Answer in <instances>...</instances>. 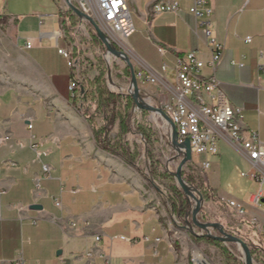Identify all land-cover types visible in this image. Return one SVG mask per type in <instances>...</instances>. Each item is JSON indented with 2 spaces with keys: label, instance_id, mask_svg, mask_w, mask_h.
Instances as JSON below:
<instances>
[{
  "label": "crops",
  "instance_id": "0c3cea01",
  "mask_svg": "<svg viewBox=\"0 0 264 264\" xmlns=\"http://www.w3.org/2000/svg\"><path fill=\"white\" fill-rule=\"evenodd\" d=\"M21 1L0 0V264H14L19 254L23 264H192L200 247L192 238L200 230L172 216L140 172L97 147L81 106L73 104L70 71L57 52L65 48L55 39L60 30L57 1L47 7ZM158 1L127 0L134 32L126 56L134 73L154 80L137 82L141 98L160 109L171 102L177 55L194 53L204 63L201 76L211 75L212 47L203 34L208 29L225 47L215 71L220 89L232 107L243 109L242 126L257 131L264 142V71L257 70L264 64L259 56L264 51V0H209L208 20L189 13L195 0H176L175 15L153 18ZM157 46L168 52L161 56ZM216 146V155L197 158L209 164V188L225 205H242L247 224L264 226V204L251 203L259 189L256 182L247 180L251 193L245 201L221 188L224 155L232 154L249 171L248 162L228 139Z\"/></svg>",
  "mask_w": 264,
  "mask_h": 264
},
{
  "label": "built area",
  "instance_id": "2783aa9c",
  "mask_svg": "<svg viewBox=\"0 0 264 264\" xmlns=\"http://www.w3.org/2000/svg\"><path fill=\"white\" fill-rule=\"evenodd\" d=\"M70 3L82 14L92 19L106 36L108 42L126 56L127 40L134 32L131 11L126 0H70ZM176 11V0H166V2L159 0L153 6L151 12L153 18H156L164 13L175 15ZM189 13L195 20L202 17L208 20L212 16L209 0H195ZM56 19L60 24V30L55 33V39L62 40L65 43V48L58 49L57 52L65 60L66 66L70 71L68 90L73 99L82 100L83 92L80 89L79 73L85 61L80 56L82 44L79 36H83L87 39V42H91V37L87 32V27L90 25L87 21L79 19L69 9L66 0H57ZM92 34L95 37L94 32ZM203 34L208 39V44L212 47L211 60L208 63L211 75L206 78L201 76L204 63L198 60L194 53L177 55L174 58L172 67L176 82V95L169 104L162 107V111L174 125L178 143L188 139L192 158L197 159L206 154L216 155L217 141L228 139L229 143L242 153L250 166V170L241 174V177L259 185L258 191L251 198V203L259 205L260 201L264 199L262 190L264 185V142L260 140L257 131H249L242 126L243 109L232 107L220 89V82L215 76V71L221 63L225 50L224 45L216 43L215 37L210 30L204 29ZM245 43H250V38H246ZM25 47L30 49L32 43L27 41ZM157 51L161 56L168 52L162 46H157ZM259 56L260 59L264 58V51L260 52ZM102 57L106 62L110 61L111 57L122 60L111 56L105 51V48ZM239 66L241 67L242 65ZM257 70L264 71V64L259 63ZM166 71L167 66L163 65L162 72L166 74ZM135 77L137 82H154V80L147 79L141 73H135ZM127 81L128 87L124 89H120L110 82V85L118 93L120 92L119 95L123 100L130 97L132 93L130 79L128 78ZM134 112L140 113L141 111L134 107ZM27 127L31 129L30 124ZM170 135L169 129V142ZM199 167L203 172H206L209 164L203 161L199 163ZM47 170L48 168L44 167V171ZM225 203L229 209L235 212L237 217L246 216L245 208L239 203L234 201H226ZM54 205L57 208L60 207V203L57 200L54 201ZM251 225L257 231V236L263 247L257 255L260 260L258 263L262 264L264 259V226L254 222ZM70 227L75 228V224H70ZM99 240V237L95 238L96 243ZM120 240L124 239L120 238ZM102 258L107 262L105 256ZM191 262L192 264H209L198 253H193ZM14 264H23L20 254L15 258Z\"/></svg>",
  "mask_w": 264,
  "mask_h": 264
},
{
  "label": "rangeland",
  "instance_id": "374dc122",
  "mask_svg": "<svg viewBox=\"0 0 264 264\" xmlns=\"http://www.w3.org/2000/svg\"><path fill=\"white\" fill-rule=\"evenodd\" d=\"M52 1H55L56 3L57 0H52ZM21 2H25L26 4L29 5H41L43 7H47L49 6V3H52L51 0L48 1L22 0ZM87 32L91 37V42H87L86 41L87 39L85 37L79 36V40L82 44V46L80 47L81 48L80 56L85 61L84 66L83 68L80 69V73H79V77H80L79 82L81 86L80 87L81 91L84 93L83 89H90V86L92 85L93 81L95 80L96 77L99 76L101 71L103 72V80L107 90L111 93L119 95L120 92L118 93L117 90H115L114 87L110 85V82H112L113 85H115L120 89H124L128 87L127 80L129 77H127V75L125 74V68L127 67L126 64L122 60L114 59L112 57L110 58V61L106 62L102 57L104 55V48L102 44L97 45L94 42L93 34H92L93 30L90 26L87 27ZM170 83L173 84V79L171 74H170ZM74 101L78 106H81L83 99L79 100L74 98ZM144 102L154 107L157 105L152 100L149 99H144ZM125 104H126V100L121 99L117 105L119 109L122 110ZM131 123H132L131 132L126 134L125 141L127 137L129 138L134 137L135 141H133L130 144L128 142V144L130 146H132V144H135L137 153L139 155L137 158V167L136 168L133 166L131 167H133L142 174V176L147 180L149 185H151L153 189H155L165 200L167 208L170 210L169 201L172 200V195L169 193L170 184L165 179L159 177L151 178L149 176L151 163L145 157L144 141L142 137L136 133L137 126H140L146 128L153 134V139L155 143L153 145L152 154L154 157L153 160L159 163V167L157 171L158 173H162V171H167L173 174L175 173L176 168L179 165L180 158H176V157H174V159L171 158L172 156L171 148L167 144V142H169V128L167 124L158 115H153L148 112H146V114L144 115L142 111L140 113H137L134 112V108L132 110ZM113 130L114 128L110 132L111 138L112 135H115L114 136L115 138L118 133V129H116L117 133H115V131ZM166 150L168 151V153H166ZM191 163L195 168H197L201 172L202 175L205 176V172H203L200 169L199 167L200 162H198L196 158H192ZM164 165L169 167V170H166ZM185 171L186 168L184 167L182 172ZM247 171L248 168L239 164V162L236 161L235 157L232 154H227L226 156L224 155V157L221 159V164H220V182L222 185L221 188L223 193L227 194L228 196L238 201H245L246 196L251 192L247 179L241 177V173L242 172L247 173ZM174 184L176 187H178L175 181ZM262 190L264 192V185L262 186ZM167 199H169V201ZM192 209H193V202H191L189 217L188 219H186V221L190 224H192L191 220H189ZM199 215L201 216L200 220L198 219ZM198 216H197V221L199 223H218L222 226L231 220L233 223L237 224L244 237H250L251 239L253 238L254 241L257 240V235H256L257 231L254 229V226L251 225V223L254 221H250V223H248L249 228L246 226H242L240 222L244 221L245 223H247L245 217H237L235 215V212L229 209L228 207L223 209L218 204L203 201ZM210 234L213 236H219L216 231H210ZM223 245L232 250L233 258L237 260L236 264H244V255L242 250L239 248V246L228 243ZM206 246L208 247V245L200 243V247L198 251H196V253L201 255L209 264H227L228 261L225 260L224 256L219 250H217L216 248H212L210 246H209L210 248H207ZM252 262L253 264H260L258 263L260 262L258 257L252 258ZM229 263L231 264V262ZM262 264H264V259L262 260Z\"/></svg>",
  "mask_w": 264,
  "mask_h": 264
},
{
  "label": "trees",
  "instance_id": "16d2710c",
  "mask_svg": "<svg viewBox=\"0 0 264 264\" xmlns=\"http://www.w3.org/2000/svg\"><path fill=\"white\" fill-rule=\"evenodd\" d=\"M93 40L97 45L101 44L95 37H93ZM125 74L130 78L128 67L125 68ZM83 90V102L81 103L82 115L86 118L92 129L97 147L107 153L120 157L128 165L136 168L137 158L139 156L136 146L135 144L130 146L125 141L126 134L131 132L132 110L135 107L134 101L130 97H127L124 108L122 110L119 109L117 104L122 97L107 90L103 80V72L101 71L99 76L93 81L90 89ZM73 104H75L74 99ZM142 113L145 115L146 111H142ZM114 126L117 127L118 133L115 138H111L110 132ZM136 133L142 137L145 145V157L151 163L149 176L151 178L159 177L169 182V193L172 195V200L169 201L167 199L170 202V213L179 221L185 222L189 217L191 205L188 204L182 191L175 186V179L171 173L167 171L158 173L159 163L153 160L154 157L152 154L155 143L153 134L146 128L140 126H137ZM185 168L186 171L182 172L184 181L197 191L203 201L218 204L223 209L226 208V205L218 199L215 191L209 188L206 177L191 162L187 163ZM240 224L248 227V224L244 221L240 222ZM223 230L230 236L242 240L249 248L252 258L257 257L262 250L261 246L257 244L258 240L254 241L253 238L244 237L237 224L231 220L223 225ZM192 240L194 243H203L219 250L225 260L228 261L227 264H230L229 262L231 264L237 263V260L233 258L232 250L225 247L221 242L205 236H194Z\"/></svg>",
  "mask_w": 264,
  "mask_h": 264
},
{
  "label": "water",
  "instance_id": "95a60500",
  "mask_svg": "<svg viewBox=\"0 0 264 264\" xmlns=\"http://www.w3.org/2000/svg\"><path fill=\"white\" fill-rule=\"evenodd\" d=\"M66 4L69 9L79 18L88 22L90 27L92 28L96 39L104 46L105 51L108 52L111 56L115 58H120L126 64L130 71V83L132 87V93L130 94V98L134 101L135 107L140 111H146L153 115H158L168 126L170 129V142L169 146L175 152L176 158H180V162L178 167L176 168L175 173L172 174L178 188L182 191L183 195L187 199L189 205L193 202V209L191 211L190 220L194 227L200 230L199 236H205L211 239H214L223 244H235L239 246L244 255V264H253L252 257L249 251V248L246 244L240 240L239 238L230 236L225 233L223 230V226L218 223H199L197 221V216L200 212L201 206L203 204L202 197L197 193L195 189L189 186L182 177V170L186 166L187 163L192 161L191 149L189 145L188 139H185L182 143H178L177 132L174 125L171 123L168 116L162 111V109L150 106L144 102L139 94V88L137 85L135 73L133 71V67L131 66L128 58L124 55L123 52L118 51L112 44H110L106 38V36L100 31L97 25L90 19L88 16L82 14L79 10H77L71 3L70 0H66ZM261 204H264V200H261ZM36 208V207H33ZM188 224V222H187ZM210 231H216L219 236H213L210 234Z\"/></svg>",
  "mask_w": 264,
  "mask_h": 264
},
{
  "label": "bare ground",
  "instance_id": "6f19581e",
  "mask_svg": "<svg viewBox=\"0 0 264 264\" xmlns=\"http://www.w3.org/2000/svg\"><path fill=\"white\" fill-rule=\"evenodd\" d=\"M126 2H127V0H126ZM128 5V4H127Z\"/></svg>",
  "mask_w": 264,
  "mask_h": 264
}]
</instances>
